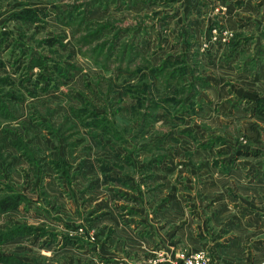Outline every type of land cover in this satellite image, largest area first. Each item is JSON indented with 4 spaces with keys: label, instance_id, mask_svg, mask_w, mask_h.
Returning <instances> with one entry per match:
<instances>
[{
    "label": "rangeland",
    "instance_id": "1",
    "mask_svg": "<svg viewBox=\"0 0 264 264\" xmlns=\"http://www.w3.org/2000/svg\"><path fill=\"white\" fill-rule=\"evenodd\" d=\"M0 205V264H264V0H0Z\"/></svg>",
    "mask_w": 264,
    "mask_h": 264
},
{
    "label": "built area",
    "instance_id": "2",
    "mask_svg": "<svg viewBox=\"0 0 264 264\" xmlns=\"http://www.w3.org/2000/svg\"><path fill=\"white\" fill-rule=\"evenodd\" d=\"M184 264H216L204 252L193 253L190 256H183Z\"/></svg>",
    "mask_w": 264,
    "mask_h": 264
},
{
    "label": "trees",
    "instance_id": "3",
    "mask_svg": "<svg viewBox=\"0 0 264 264\" xmlns=\"http://www.w3.org/2000/svg\"><path fill=\"white\" fill-rule=\"evenodd\" d=\"M3 207H4V209H6L5 207H6V205H0V210H2L3 209ZM7 210V209H6ZM6 210H3L2 212H5Z\"/></svg>",
    "mask_w": 264,
    "mask_h": 264
},
{
    "label": "crops",
    "instance_id": "4",
    "mask_svg": "<svg viewBox=\"0 0 264 264\" xmlns=\"http://www.w3.org/2000/svg\"><path fill=\"white\" fill-rule=\"evenodd\" d=\"M231 251H233V250L231 249Z\"/></svg>",
    "mask_w": 264,
    "mask_h": 264
}]
</instances>
